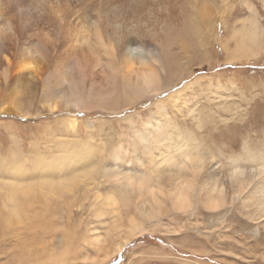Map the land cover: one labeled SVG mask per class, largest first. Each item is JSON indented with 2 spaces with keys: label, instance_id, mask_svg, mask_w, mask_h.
I'll use <instances>...</instances> for the list:
<instances>
[{
  "label": "rangeland",
  "instance_id": "rangeland-1",
  "mask_svg": "<svg viewBox=\"0 0 264 264\" xmlns=\"http://www.w3.org/2000/svg\"><path fill=\"white\" fill-rule=\"evenodd\" d=\"M50 1L44 5L49 7ZM206 2L223 19L211 46L177 36L170 43L164 39L155 45L156 60L148 57L154 72H163L156 76L158 85L137 92L133 74H126L127 82L120 67L112 78L115 85L92 88L85 111L49 109L46 105L62 94L50 78L53 69L36 75L16 64L27 56L55 58L63 40L57 39L60 24L54 18L40 23L51 39H37L33 32L9 39L7 27L13 25L0 0V44L12 65L5 78L0 54V107L6 109L0 111V216L5 214L0 264H264V220L251 214L249 199L232 198L231 191H239L226 186L224 199L215 196L210 206L192 196L189 207L174 203L158 185L149 191L157 181L169 189L181 173L177 168L190 166L191 173V163L200 160L212 159L225 171L245 168L248 159L264 164V49L254 46L257 54L244 57L240 51L233 56L224 46L244 20H254L258 32L264 30V0ZM76 15L83 20L80 12ZM169 48L177 54L171 56V66L164 64L170 68L166 73L162 60ZM136 67L142 70L138 63ZM162 77L179 81L164 89ZM46 80L49 97L43 96ZM87 88L71 93L85 97ZM107 90L110 97L97 98L108 96ZM103 165L109 174L100 170ZM19 167L22 187L9 176ZM127 169L151 173L154 179L140 184L135 174L126 181ZM52 170L55 185L41 186L42 178L36 176ZM156 196L163 204L153 201ZM137 205L152 206L153 215H142Z\"/></svg>",
  "mask_w": 264,
  "mask_h": 264
},
{
  "label": "bare ground",
  "instance_id": "bare-ground-1",
  "mask_svg": "<svg viewBox=\"0 0 264 264\" xmlns=\"http://www.w3.org/2000/svg\"><path fill=\"white\" fill-rule=\"evenodd\" d=\"M2 1L5 12L10 15L13 25V27H7L11 31L8 33L9 39H23V36L29 32L37 34V39H51L50 35H46L50 33H47L40 23L42 22L43 24V21L47 18L49 21L54 18L58 22V25L60 24L61 36L59 35L60 37L57 39L63 40L58 42L56 46L57 56L55 58L44 55L42 59L36 60L31 56H27L17 59L16 62L17 66L22 67V70L28 69L36 75L43 74L46 68L48 70V67L53 69L50 78L52 79L53 77L55 79L54 85L62 94L55 95L54 100L46 105L51 110L59 107H64V109L72 108V110L77 108L87 109V101L92 97L90 94V92L92 93V88L97 86L96 88L102 89L101 87L115 85L112 78L119 73L120 67H123V75L127 82H130V80L126 74H133L131 81H133L134 85H137L135 87L137 92H142L146 86L158 85V78L156 76L159 75L158 73L163 72L159 68H155L157 73L154 72L148 62V57H151L153 60L157 58L154 53L157 43L169 42L177 36L179 39H187L188 43L199 42L200 46L207 48L208 45H212V39L219 38L220 29L223 28L221 25L223 19H220L221 16H217L216 12H213V8L208 5L206 0H51L52 4L49 7L45 6L46 3L43 2L45 0H40L41 3L38 0ZM79 12L83 20H80L79 16L76 15ZM231 13L230 8L228 17H230ZM227 20L229 19L226 18ZM257 29L258 27L254 20H244L240 29H232L230 39L228 38L227 43L224 42V46L228 47V51L232 52L233 56L239 55L237 51H240V55L244 57L255 56L257 53L253 49L254 46L257 49H264V39L262 38L264 30L258 32ZM89 39H93V41ZM230 43L232 44V50H230ZM183 46H180V48H183ZM6 52V47L1 43L0 54L5 59L2 61L5 63V68L3 69L5 78H7L8 70L10 71L12 67V65H9V58ZM175 53L177 54V52L169 48L164 54L163 65L168 62V66H171L173 58L171 56ZM178 53L180 54V50ZM167 55H169L170 60L166 58ZM179 57L178 55L177 58ZM231 59L235 58L231 57ZM120 60L122 66L120 65ZM137 63L139 66H142V70L136 67ZM168 66L164 65L166 73L170 71ZM177 66V62L173 64L174 72H177ZM87 78L89 81H87ZM19 79L20 77H17L16 82ZM177 79L173 78L169 80V77H165V79L162 77L161 88L171 87L169 84L178 82L179 79ZM22 84H24L23 81ZM49 84L48 80H46L45 85H42L43 96L45 97H49V94H46L49 91ZM64 86L68 88L67 92L62 91ZM84 86L85 88L88 86V93H86L85 97L71 93L73 88ZM51 88L54 89L53 87ZM107 95L97 96V98L102 100L110 97L109 90H107ZM58 103L63 106L57 105ZM2 110L6 109L0 107V111ZM61 156L66 161L70 158L68 153H65V150L62 151ZM189 157L187 156L186 159ZM255 159L258 160L257 158L248 159L249 164L243 169H235V166H233L234 170L229 171L223 170V167L219 166L220 164L212 159H207L206 161L200 160L196 164L192 162L191 173H188L190 166L177 168L181 173L176 174L169 182V189L165 190L161 182L157 181L156 184L149 185V191L152 192L156 188L154 185H158L159 190L170 197L174 203H188L192 200V196H194L198 201H203L204 204L207 201V205L210 206L209 201H212V198L214 201L215 196L219 199H224L223 196L227 191L226 186H229L234 191H239L237 192L238 194L231 191L232 198L236 199V196L240 198L243 195L249 199L247 206L252 208L251 214L258 220L260 218L264 220V164H261L262 160L261 162L259 160L256 162ZM100 168L98 169L102 170L104 175L105 173H110L107 166L103 165ZM110 169L113 171L112 167ZM131 172L127 169L126 173H123V176H126V181L135 174L137 176L134 177L140 184L144 179H154L151 178V173L143 172L140 175L138 171L132 172L133 174ZM3 173H0V178L4 176L2 175ZM116 173L119 174L121 172L117 171ZM23 175L20 167L19 169L13 168L9 174L11 178L17 179H13L14 184L17 186H21V183L23 184V180H21L23 177H20ZM36 177L37 179L42 178L41 186L52 187V185H55V178L53 177H56V174L54 172L49 175H37ZM29 178L34 179L35 176ZM163 179L168 180L167 178ZM2 183L10 184L4 180ZM153 201L159 205L163 204V199L158 196L154 197ZM187 206L189 207V203ZM136 209L144 216L153 215L152 206L148 209H143L137 205ZM4 217L5 214L0 216L1 222H4ZM32 222L30 223L32 224ZM3 224L2 226L4 227ZM135 228L138 230L139 225ZM128 239L129 236L125 240Z\"/></svg>",
  "mask_w": 264,
  "mask_h": 264
}]
</instances>
